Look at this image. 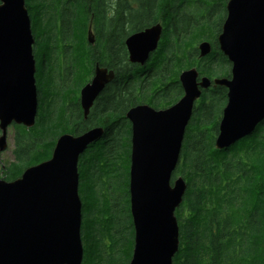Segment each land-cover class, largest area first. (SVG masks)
<instances>
[{
  "label": "trees",
  "instance_id": "1",
  "mask_svg": "<svg viewBox=\"0 0 264 264\" xmlns=\"http://www.w3.org/2000/svg\"><path fill=\"white\" fill-rule=\"evenodd\" d=\"M227 1L24 0L31 32L38 34L32 48L37 113L30 128L12 125L13 160L2 178L13 181L47 161L63 134L103 130L78 160L82 264H129L134 229L125 112L145 101L155 108L176 103L184 70L195 68L210 81L230 77L231 64L217 45ZM90 23L94 49L85 42ZM157 23L163 37L156 53L142 68L130 64L124 39ZM74 36L89 50V61L117 70L111 91L99 97L86 119L67 93L81 86L77 69L86 53L82 45L76 53L59 46V40L73 46ZM201 41L212 46L203 58L196 49ZM226 94L222 87L202 90L184 135L176 175L186 190L175 211L179 245L172 264H264V121L229 148L216 150Z\"/></svg>",
  "mask_w": 264,
  "mask_h": 264
},
{
  "label": "water",
  "instance_id": "2",
  "mask_svg": "<svg viewBox=\"0 0 264 264\" xmlns=\"http://www.w3.org/2000/svg\"><path fill=\"white\" fill-rule=\"evenodd\" d=\"M225 10L217 43L231 69L228 79L212 81L227 90L216 150L229 148L264 121V0H228ZM161 32L156 24L130 35L125 41L129 62L143 66L156 50ZM87 40L92 42L90 29ZM32 44L24 0H0V152L6 149L9 126L34 125ZM198 49L204 57L210 45L202 42ZM112 78L113 72L96 68L80 90L84 119ZM197 78L195 68L179 74L183 96L172 106L154 110L138 105L125 115L131 125L128 192L134 229L129 264H172L178 251L175 211L186 185L181 177L171 178L194 103L201 89L210 86L208 78ZM102 133L93 128L79 136L63 134L47 161L26 168L13 181L0 179V264H82L78 160Z\"/></svg>",
  "mask_w": 264,
  "mask_h": 264
},
{
  "label": "flooded vegetation",
  "instance_id": "3",
  "mask_svg": "<svg viewBox=\"0 0 264 264\" xmlns=\"http://www.w3.org/2000/svg\"><path fill=\"white\" fill-rule=\"evenodd\" d=\"M26 3V2H25ZM137 5V6H136ZM133 4L132 6L133 7H138L139 8V5L138 4ZM31 8H34V6H33V1L31 2ZM27 12H28V10H27ZM110 16H111V14H109ZM29 16V15H28ZM29 18H31V17H29ZM32 24V20L30 19V25ZM157 24H159V23H157ZM156 25V24H155ZM160 25V24H159ZM161 26V25H160ZM31 27H32V25H31ZM151 27V26H150ZM161 28H162V26H161ZM88 29H90V32H91V38H92V42L91 43H89L88 42V40H87V31H88ZM147 29V28H146ZM145 30V29H144ZM87 31H86V36H85V42H86V44L88 45V46H90V48H93L94 49V47H95V43H96V33H95V30H94V28H93V26L91 25V23L88 25V27H87ZM32 33V32H31ZM36 36H38V34H36V33H34V34H32V38H33V44H32V48H33V46L34 47H36V44H35V38H37ZM75 37V43L73 44V46L72 45H69V43L68 44H66L65 42H63L62 40H59L60 41V43H59V46L61 47V51L62 52H65V49L67 48L68 50H72L73 49V52L74 53H76V51L79 49V46H81L82 45V48H84V44H83V42L81 41L80 42V40H78V36H74ZM162 37H163V28H162V32H161V36H160V39H159V42H158V45H157V48H156V50L153 52V53H151L150 54V56H149V59L151 58V56L152 55H154V53H156V51H157V49H158V46H159V43H160V41H161V39H162ZM128 37H126L125 39H124V49H125V53H126V59H127V61L129 62V60H128V52H127V48H126V46H125V41H126V39H127ZM202 42H207V41H201L199 44H201ZM79 43H80V45H79ZM208 43V42H207ZM199 44L197 45V47H196V49H197V52H198V56H199V49H198V46H199ZM210 45V52H209V54L211 53V51H212V46H211V44H209ZM217 45H218V43H217ZM218 48H219V46H218ZM84 51H85V56H86V58H85V60L84 61H82V63H81V66L77 69V71L79 70V71H83V72H86L87 73V75H88V77L84 80V81H79L78 80V78H77V84H79V88L76 90V91H73V92H67V93H69V95L71 96V97H69V98H71L72 99V102L73 103H76V104H78V106H79V108L81 109V111H82V108H81V105H80V90L87 84V83H89L90 81H91V79L93 78V75H94V73H95V70H96V68H98V69H105L106 71H111V72H113V78H112V80L108 83V84H106L105 86H104V88L102 89V91L99 93V95L96 97V99L94 100V102H93V104H92V106L90 107V109H89V112H88V114L90 113V111H91V109H93L94 108V106H95V103H96V101L99 99V97L103 94V93H105V91H107V92H110L111 91V85H113V82H114V80H115V71L117 72V70H115L114 71V69H109L107 66H103V65H100V63L99 62H97V61H89L88 60V58L90 57V58H92L91 57V55H90V52H89V50H87V48L85 47L84 48ZM219 51H220V49H219ZM221 52V51H220ZM33 53V52H32ZM222 53V52H221ZM208 54V55H209ZM205 57V56H204ZM199 58H203V57H200L199 56ZM148 59V60H149ZM228 61V60H227ZM130 63V62H129ZM148 63V61L143 65V66H141V65H138V64H132V63H130V64H132V65H136V66H139V68H142V67H144L146 64ZM34 64H35V61H34ZM63 68V67H62ZM121 69V68H120ZM188 70V69H187ZM65 71H67V70H65ZM229 72H230V68H229ZM200 78H202V76H199V73H198V78H197V81H199V79ZM213 81V80H212ZM210 82V86L208 87V88H206V89H201V91L202 90H208V89H210L211 87H221V86H218V85H214L213 84V82ZM178 82V81H177ZM179 83V82H178ZM179 85H180V83H179ZM180 87H181V85H180ZM222 88H224V87H222ZM225 89V88H224ZM181 90H182V87H181ZM226 90V89H225ZM227 91V90H226ZM182 96H183V90H182ZM181 96V97H182ZM199 99V98H198ZM197 99V100H198ZM150 100V99H149ZM197 100L195 101V103L197 102ZM226 100H227V98H226ZM149 101H145L144 103H140V104H138V105H148V106H150L151 108H153L154 110H163V109H166V108H168V107H170V106H172L173 104H175V103H173V104H170V105H168V106H166V107H159V108H155V107H152L151 105H150V103H148ZM195 103H194V106H195ZM138 105H136V106H138ZM135 107V106H134ZM131 108H133V107H131ZM130 108V109H131ZM194 108V107H193ZM128 111H126L125 112V115H126V113H127ZM82 115H83V111H82ZM124 115V116H125ZM87 117V116H86ZM86 119V118H85ZM125 119H126V117H125ZM191 119V118H190ZM127 120V119H126ZM128 121V120H127ZM189 122H190V120H189ZM189 122H188V124H189ZM128 123H129V121H128ZM188 124H187V126H188ZM129 125H130V123H129ZM187 126L185 127V131H184V135H185V132H186V129H187ZM130 131H131V125H130ZM183 139H184V137H183ZM182 143H183V141H182ZM181 148H182V146H181ZM181 153V152H180ZM179 163V162H178ZM177 166H178V164H177ZM176 169H177V167H176ZM175 169V171H174V173H173V175H172V178H171V181H174L177 177H180V176H177L176 174V172H177V170Z\"/></svg>",
  "mask_w": 264,
  "mask_h": 264
},
{
  "label": "rangeland",
  "instance_id": "4",
  "mask_svg": "<svg viewBox=\"0 0 264 264\" xmlns=\"http://www.w3.org/2000/svg\"><path fill=\"white\" fill-rule=\"evenodd\" d=\"M81 46H79L80 48ZM88 77L86 72L79 71L78 80L84 81ZM13 129L12 125L6 129V149L0 152V179L2 178V172L6 165L13 160Z\"/></svg>",
  "mask_w": 264,
  "mask_h": 264
}]
</instances>
